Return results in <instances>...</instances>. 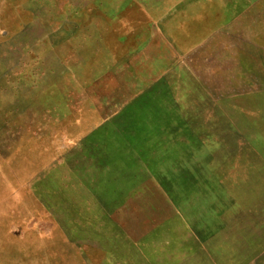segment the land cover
Masks as SVG:
<instances>
[{
    "label": "rangeland",
    "instance_id": "1",
    "mask_svg": "<svg viewBox=\"0 0 264 264\" xmlns=\"http://www.w3.org/2000/svg\"><path fill=\"white\" fill-rule=\"evenodd\" d=\"M231 1L0 0V264H88L75 238L92 264H264V93H217L205 33Z\"/></svg>",
    "mask_w": 264,
    "mask_h": 264
},
{
    "label": "crops",
    "instance_id": "2",
    "mask_svg": "<svg viewBox=\"0 0 264 264\" xmlns=\"http://www.w3.org/2000/svg\"><path fill=\"white\" fill-rule=\"evenodd\" d=\"M224 5L226 7L214 15V20L207 15L205 31L217 35L214 69L217 93L241 97L264 93V0H232ZM221 79L226 81L223 93ZM89 192L101 202L104 199L95 190ZM43 222L49 223L47 230L43 228V245L62 246L64 239L58 241L52 237L53 232L58 229L55 218L43 216ZM67 244L72 247L87 246L86 255L81 248L77 253L82 261L93 263V256L96 254L93 244L84 243L77 238ZM100 263L106 264V256Z\"/></svg>",
    "mask_w": 264,
    "mask_h": 264
}]
</instances>
